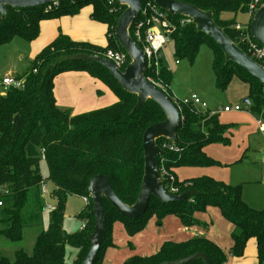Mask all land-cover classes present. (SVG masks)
<instances>
[{
  "label": "trees",
  "instance_id": "obj_1",
  "mask_svg": "<svg viewBox=\"0 0 264 264\" xmlns=\"http://www.w3.org/2000/svg\"><path fill=\"white\" fill-rule=\"evenodd\" d=\"M179 1L211 10L215 24L246 52V42L241 37L249 33V29L238 31L233 27L235 22L223 19L221 15L247 13L253 0ZM149 2L151 0H141V5L144 7ZM83 6H91L93 19L106 25V46L74 41L59 34L34 56L21 75L16 76L23 80L22 86L4 88L0 95V189L6 190L5 193L0 191V239L18 242L23 238L26 227L41 225L45 208L39 191L40 181H50L53 200L47 227L37 232L30 252L17 248L9 255L0 250V264H80L90 247L88 236L94 226L92 201L87 192L90 179L98 174L105 175L115 195L123 203L133 204L143 176V133L151 124L165 119L162 109L151 99L133 110L136 95L124 90L108 69L99 63L68 59L64 65L54 66L55 57L59 54L84 52L99 55L109 48L125 52L114 34L116 21L125 9V5L117 0L111 5L106 0H58L56 5L5 6L4 17L0 14V45L13 36L32 40L38 35L41 20L74 15ZM139 15L129 26L131 36ZM166 18L168 25L164 29L172 43L174 56L192 61L199 46L208 45L213 53L211 67L216 86L225 89L234 76L247 84L249 102L243 106L264 122V84L235 63L225 62L219 46L209 36L197 31L188 17L167 12ZM163 62V57L159 58L157 67L146 68L144 75L162 84L164 93L171 100L168 86L172 74ZM65 71L86 72L110 90L116 100L79 114L59 108L53 91L54 78ZM178 111L183 119L176 130L177 142L166 138L156 140L163 150L157 156V167L158 170L164 168L168 174L161 179L168 193L177 195L181 193L179 190L193 192L185 199L166 203L151 196L144 213L133 220L120 215L103 197V236L93 264H99L104 250L111 246L114 222L122 221L129 236L143 230L151 217L161 224L164 217L174 215L184 226H192L196 223L195 212H203L208 206L216 207L233 226L230 233L232 255L241 256L247 240L254 238L258 264L264 263V205L255 208L245 202L241 184H228L208 175L179 179L175 173L179 167L220 165L219 161L206 154L204 148L216 143L229 145L227 132L231 124L220 122L217 114H210V111L194 105L182 106ZM163 143L175 150L162 147ZM41 160L47 167L46 177H42L40 172ZM169 176L173 179L170 180ZM170 188L175 191H170ZM70 195L88 196L89 202L76 215L85 222L84 227L68 233L63 228V217ZM66 244L77 250L71 263L64 259ZM196 252L203 253L210 264H224L227 260L226 253L215 242L195 236L183 241H164L155 253L133 255L122 264H159ZM186 264H204V261L196 258Z\"/></svg>",
  "mask_w": 264,
  "mask_h": 264
},
{
  "label": "water",
  "instance_id": "obj_2",
  "mask_svg": "<svg viewBox=\"0 0 264 264\" xmlns=\"http://www.w3.org/2000/svg\"><path fill=\"white\" fill-rule=\"evenodd\" d=\"M54 1L58 0H0V14L3 18L5 15V6L25 8L50 4ZM151 1L165 12L181 14L188 17L194 23L197 31L209 36L219 46L224 54L225 62L231 61L235 63L257 81L264 84V67L251 59L227 37L222 28L213 21L211 10H202L190 3L179 0ZM117 2L125 5V9L116 21L114 34L116 40L130 58V62L126 67L120 70L110 60L100 55L80 52L69 55L68 57L101 64L108 69L110 74L124 90L136 95V103L133 110L140 107L147 99H151L162 109L165 119L151 124L143 133V176L139 193L133 204H125L115 195L105 175L98 174L90 179L87 192L92 201L91 212L94 216V226L88 236L90 247L80 264H93L98 254L104 228L103 197L107 199L120 215L133 220L144 213L151 196L160 200L162 203H166L172 200L185 199L193 192L192 190H187L173 195L168 193L162 185L158 173L157 156L163 150L156 144V140L158 138H166L173 143L177 142L176 130L180 124V115L178 109L167 95L145 77V55L140 46L133 41L129 34V26L141 8V0H117ZM249 33L257 44L264 46V2L252 16ZM248 102V99L242 101L243 104H247ZM196 258H202L204 264H210L207 257L201 252H196L173 261H164L159 264H186Z\"/></svg>",
  "mask_w": 264,
  "mask_h": 264
},
{
  "label": "crops",
  "instance_id": "obj_3",
  "mask_svg": "<svg viewBox=\"0 0 264 264\" xmlns=\"http://www.w3.org/2000/svg\"><path fill=\"white\" fill-rule=\"evenodd\" d=\"M85 8H87L85 10V14L87 16L90 14L91 20H95L93 19V15H92V7L87 6ZM77 15L60 17L61 19L59 20H57L58 18L56 19L54 18V19H51V21L49 22L41 20L39 22L38 35L40 36V34L44 33V37L40 39V41L38 42L37 50H32L31 54L36 53V51H38L40 47H42L43 45L46 46L51 41L54 40V38L57 36V34H55L56 33L55 25H57V21L59 22L60 25L64 24L65 22L67 23L69 22L71 27L74 26L75 28L74 30L76 31V32L74 31V35L71 34L70 29L65 30V33L69 35V37H71L73 40L80 41V42L81 41L87 42V43H91L97 46L104 47L98 44L97 42H95V38H92L88 34L89 31L87 27L84 26L80 30H76L77 29L76 27L78 25L77 20L79 19L78 17H76ZM97 22L100 23L101 25H97L96 29L99 31L100 35L105 33L107 37L106 25L103 24L102 22H99V21ZM84 23L87 24V21H84ZM45 32H47V34H45ZM21 55H22L21 59H23L24 52H21ZM174 64H175V67H174L173 75L175 79L176 80L178 79L179 81L184 83L181 78V75L186 69H188V67H182L181 62H178V63L174 62ZM84 74L85 73L78 72V71H68V72L61 73L54 78L53 91H54L56 104L59 108L72 109L73 114H77V113H82V112H86L89 110H93V109H96L102 106H106L110 103H113L116 100L115 96L107 88L106 89L108 91L106 89H101L100 93L102 94H99L95 88V87L99 88L98 85L93 83V81H90L89 79L90 76H86V74L85 75ZM8 75L13 76L10 73ZM62 75L64 77H60ZM168 89H169L170 95L176 98L186 97L189 95L188 93H190V90L186 87L184 89H181L180 83L175 86V84L172 83V78L168 86ZM229 92H230L228 95L229 102L225 103L222 107H224L225 105H234V104H240L242 105V107L240 110H236V111L235 110H231V111L220 110V111L225 112V113L245 111L255 122V130L254 132H251L249 135L257 134V136H259L261 139L260 140L261 146L264 147V136L262 133L258 131V127H257L258 125L256 122L257 119L248 110H246V108L243 106V103H242L244 99H247V94H248L247 84L244 83L242 85V83H240V87L235 86L229 89ZM197 95L201 101L206 103V108H204L205 110L218 111V109H220V107L217 108L216 110H212L209 108L211 107L209 103L212 102L214 98H216L217 96H215L214 98L211 97L212 100L209 101L201 92L200 94H197ZM226 124H230V123H226ZM231 126L233 125L231 124ZM231 126L230 128H232ZM230 128L228 130L229 133L227 134L229 135V137H231V134H232ZM207 146L204 148V150L206 154L208 155ZM251 150H253V148H250L249 145H247L242 150H238L237 152L236 150H234L233 153H230L229 155L226 154L224 156H220V158H218L217 161L224 164L223 166H228L231 169L237 166H240L242 164H247L248 162L250 163L260 162L261 163L264 161V158H263L264 155L260 151V148H257L254 151H251ZM249 151L251 152L248 153ZM252 153H255L254 158L251 157ZM232 155H235V156H232ZM190 168H196V167H187V166L179 167L175 169V173L179 179L197 177V176H194V175H197L196 173H200L198 174V176H201V175L212 176L213 175L212 177H214L215 179H218L225 183L230 184V174L229 173L220 174L218 176H215L214 174L212 175L204 174L203 170H198L196 172V169H190ZM253 179L255 180L254 182H261V183L264 182L263 167L260 166L259 173L257 172V174L255 175V178ZM244 182L245 180L234 182V184L242 185L243 200L247 202L249 205L254 206V207L262 206L264 204V194L261 195L262 198L259 204H250L245 197V193L243 192L242 183ZM213 208H215L216 211ZM194 217L196 219V223L192 226H184L181 223L180 219L174 215H168L164 217L161 221V224L153 223V221L150 219L147 222V225L144 227L143 230H141L140 232L132 236H129L125 232L124 224L122 221H116L113 223L112 230H111L112 244L111 246L107 247L104 250L99 264H122V262L130 256H133V255L147 256V255L155 253L160 248V246L162 245L164 241H167V240L183 241L188 238L195 237V236L206 237L212 240L213 242H215L227 255V260L224 264H258L257 252H256V241L254 238H249L247 240L245 247H244L243 254L241 256L232 255V252L230 250L232 246V240L230 238V233L233 229V226L229 221H227L221 216L219 210L216 207L208 206L203 212H195ZM152 218H154V221H155V217H152ZM119 222L122 224L124 232ZM163 226L165 227V230L162 229ZM157 227H161V229H158ZM75 258L72 261H74Z\"/></svg>",
  "mask_w": 264,
  "mask_h": 264
},
{
  "label": "rangeland",
  "instance_id": "obj_4",
  "mask_svg": "<svg viewBox=\"0 0 264 264\" xmlns=\"http://www.w3.org/2000/svg\"><path fill=\"white\" fill-rule=\"evenodd\" d=\"M262 4L263 3L258 2L257 6H256L257 9ZM85 7H87V6L81 7L79 9V11L74 15L59 16V17H57L58 18L57 20L61 19L60 17H64V16H75V15L79 14V12L82 10L80 12V14L76 16L79 18L77 20L78 25L76 27L77 28L76 30H80L84 26L87 27L88 31H89L88 34L92 38H95V42H97L98 44H100L102 46H106L107 37H106L105 33L100 35L99 31L96 29L97 25H101V24L95 20H91L90 14L88 16L85 14V10L87 9ZM221 18L229 19V20L235 22L233 27H235V25L238 24L244 30L247 28L249 29V25H250V21L252 19V16H248L247 13L237 12L235 14L224 13L221 15ZM51 19H54V18H50L49 20L44 19L43 21L49 22V21H51ZM84 21H87V24H85ZM55 27H56V29H55L56 33L55 34H57V35L62 34V35L69 37V35H67L65 33V30H67V29H70L71 34L74 35V31H75L74 29L75 28H74V26L71 27L69 22L68 23L65 22L64 24L60 25L59 22L57 21V25H55ZM91 32H93V33H91ZM45 34H47V32H45ZM111 35H114V34L111 32ZM43 37H44V33L40 34V36L39 35L36 36L32 40H25V39H22L18 36H13L7 43L0 45V80L4 76L8 75L9 73L12 74L13 77H16V76L18 77L19 75H21L28 68L30 61L33 59L35 54L37 52H39V50L42 47L43 48L45 47L43 45L42 47H40V49H38V51H36V53L31 54L32 50H37V44L40 41V39H42ZM69 39L73 40L71 37H69ZM78 42H80V41H78ZM234 44L236 45V43H234ZM109 49L112 51H115V52H117L123 56V62L120 65V68H122L124 66L126 67V65L130 62V58L129 59L126 58V54H125L126 52L120 51L118 49L114 50L113 48H109ZM21 52H24L23 59H21V56H22ZM28 52H29V54H28ZM82 53H84V52H82ZM19 54H20V56H19ZM245 54H247L251 59L256 61V59L251 54L248 53L247 49H246ZM96 55H98V54H96ZM99 55L103 56L104 53L99 54ZM162 55H163L162 57H163V61H164L163 63L168 68V70H170V72L172 74V77H171L172 83L175 84V86L180 83L181 89H184L185 87L188 88L190 90V93H188L189 95H191V94L197 95V94H200V92H201L209 101L212 100L211 97L214 98L215 96H217L216 98H214V100L212 102L209 103L211 105V107H209V108L212 110H216L219 107L222 108V106L225 103L229 102V96H228L230 93L229 89H231L235 86L240 87V83H242V85L244 84V82H242L240 79H238L237 77L234 76L231 78V80L229 81V84L227 85V87L225 89H220L216 86L215 76H214V73H213V70L211 67L213 53H212V49L206 44H202L199 46L197 54L192 61H189L187 58L175 57L174 52H173V46H172V43L170 41H167L165 43V45L162 49ZM68 56L69 55H66V54L57 55L55 57L54 66H59V65L62 66L64 64H66V61L68 59L69 60H80V59H71ZM176 59L179 62H181L182 67H188V69H186L181 75V78H182L184 83H182L178 79L176 80L174 75H173L174 74V67H175L174 62ZM65 72H68V71H65ZM62 73H64V72H62ZM83 73H85L86 76H89L86 72H83ZM63 75L60 77H64ZM89 79H90V81H93V83L98 85L99 88L95 87L96 91L99 94H102V93H100L101 89H106V87L101 82H99L93 78L89 77ZM157 82L158 81H156L154 83L158 84ZM91 88H93V87H91ZM3 89H4V87H2L0 85V95L4 91ZM178 99H181V97H178ZM231 102H233V101H231ZM102 107H104V106H102ZM68 110H70L71 114H73L72 109H68ZM77 114H79V113H77ZM216 114H217V118L220 122L230 123L233 125V126H231L232 128H230L231 133H232L231 137H230L231 141H230V144L227 146L222 145L220 143L208 145L207 146L208 156H211L214 160H217L218 158H220V156H224L226 154L229 155L230 153H233L234 150H236V152L238 150H242L247 145H249L250 148H253V150H251V151H254L257 148H260V151L264 155V147L261 146L260 137L257 136V134L249 135L251 132H254V130H255V122L245 111L228 112V113L218 111ZM228 133L229 132H227V134ZM251 151H249L248 153H250ZM254 154L255 153L251 154L252 158H254ZM232 156H235V155H232ZM223 165L224 164H222L220 162V165L203 166V167H196V168H190V169H196V172L198 170H203L204 174H209V175L214 174L215 176H218L220 174L229 173L230 174V184H234V182H238L240 180H245V182L242 184H243V192L245 193L246 199L248 200V202L250 204H259V202L262 198L261 195L264 194V192H263L264 191V182L263 183L254 182L255 180L253 178H255V175L257 174V172L259 173L260 166L263 167V169H264V161L261 163L260 162L259 163L248 162L247 164H242V165L237 166V167L232 168V169L228 166H223ZM39 166H40V172H41L42 177H46L47 167H46L45 162L43 160H41ZM196 174L197 175H194V176H198V174H200V173H196ZM45 181L47 184V189L51 190L52 184L50 183V181H48L46 179H45ZM261 188H263V189H261ZM179 191H181V193L183 192V190H179ZM48 200L51 203L53 202L51 197H49ZM84 204L85 203H84L81 196H77V195L68 196V198L66 200V204H65V212H64V217H63V228L66 232H68V233L75 232L80 227L81 221L76 217V215L79 212H81V210L84 207ZM262 206H260V207H262ZM252 207H254V206H252ZM260 207H255V208H260ZM213 209L216 211L215 208H213ZM49 214H50V210L44 209L42 212V223H41V225L40 226L26 227L24 229L23 238L20 241L9 242V241H4V240L0 239V250L6 254H9V255H11L12 251L17 249V248H22L25 251L30 252V250L32 248L33 241H34V237L37 234V232L40 231L41 229H45L47 227ZM150 219L153 221V223H156L154 221V218L151 217ZM120 225H121V228L124 232V229H123V226L121 223H120ZM157 228L161 229V227H157ZM181 228H183V227H181ZM162 229L165 230V227L163 226ZM92 230H93V228H92ZM92 230H91V232H92ZM147 237H149V236H147ZM1 243H4V244H1ZM88 249H87V251H88ZM76 254H77L76 248L72 247L69 244H66L64 246V259L66 262H68V263L72 262V260L76 257Z\"/></svg>",
  "mask_w": 264,
  "mask_h": 264
},
{
  "label": "built area",
  "instance_id": "obj_5",
  "mask_svg": "<svg viewBox=\"0 0 264 264\" xmlns=\"http://www.w3.org/2000/svg\"><path fill=\"white\" fill-rule=\"evenodd\" d=\"M108 4H113L114 0H106ZM258 0H253L249 6L247 13L249 16H253L254 12L257 10ZM57 1L51 3V5H56ZM50 5H48L49 7ZM165 11L161 10L155 3L152 1L147 3L144 7L141 5V8L138 12L139 19L134 23L132 27V36L133 41L140 46L144 55H145V69L150 68L152 66L157 67V63L159 58L162 55V49L167 41H170V38L167 34V31L164 29L168 25V20L166 18ZM137 14V15H138ZM135 21V19H134ZM133 21V22H134ZM132 22V23H133ZM235 29L238 31H243V28L240 25H235ZM242 41L246 42V49L248 53L251 54L258 63H260L264 67V46L257 44L254 40L251 39L250 33H245L241 37ZM106 59L110 60L117 68H120V65L123 62V56L119 53L107 49L103 55ZM178 60H175V63H178ZM167 68V67H166ZM168 69V68H167ZM151 83L155 84L151 78L146 77ZM23 80L13 76H4L0 80V85L4 88L7 87H21ZM161 90H165V87L158 83L155 84ZM172 103L179 109L182 106L194 105L198 109L206 108V103L201 101L197 95L191 94L189 96L178 99L176 97L171 98ZM242 105L234 104V105H225L224 107L218 109V111H231V110H240ZM218 111H210V114H216ZM180 115V121L183 119V116ZM257 127L258 131L264 136V122L261 119H257ZM162 147H168L169 150H175L173 146H168L167 144L162 145ZM159 177L162 179L164 176H168L167 172L164 168L160 167L158 170ZM169 179L172 180L173 177L169 176ZM1 192H6V190H1ZM39 191L40 195L44 201V208L48 210L53 209V204L49 202L48 198L51 197V190L47 189V184L45 180L40 181L39 183ZM170 191H175L174 188H170ZM82 199L85 204L89 202L88 196H82ZM1 204V202H0ZM85 222H81V228H83Z\"/></svg>",
  "mask_w": 264,
  "mask_h": 264
}]
</instances>
